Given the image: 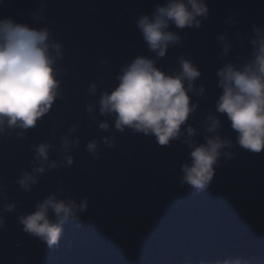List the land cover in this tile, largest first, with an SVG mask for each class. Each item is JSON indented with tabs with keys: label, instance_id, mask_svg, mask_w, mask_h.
I'll return each mask as SVG.
<instances>
[{
	"label": "water",
	"instance_id": "water-1",
	"mask_svg": "<svg viewBox=\"0 0 264 264\" xmlns=\"http://www.w3.org/2000/svg\"><path fill=\"white\" fill-rule=\"evenodd\" d=\"M169 2L0 0V19L48 32L58 81L34 126H0V264H264V149L243 148L217 111L220 70L253 65L264 41V0H203L198 27L169 21L165 31L179 39L161 57L138 22ZM139 57L168 76L184 60L200 72L183 81L192 111L165 145L155 134L117 129V114L101 112L102 97ZM217 137L226 143L209 185L184 182L191 153ZM26 175L33 179L24 186ZM49 197L76 211L59 222L49 209L61 228L51 247L21 222Z\"/></svg>",
	"mask_w": 264,
	"mask_h": 264
},
{
	"label": "clouds",
	"instance_id": "clouds-1",
	"mask_svg": "<svg viewBox=\"0 0 264 264\" xmlns=\"http://www.w3.org/2000/svg\"><path fill=\"white\" fill-rule=\"evenodd\" d=\"M207 11L203 0H187L186 3L185 0H170L167 7L157 9L154 19L142 17L138 26L149 47L158 50L162 57L168 43L179 39L174 33L165 31L169 21L179 28L193 24L198 27L200 21L196 17L206 16ZM47 40L46 30L38 31L11 19H0V126L7 120L10 127L28 128L49 111L57 94L58 81L54 78L55 58L49 53ZM53 47L59 53V45ZM181 67L179 75L168 76L154 67L153 61L137 58L120 76L119 86L102 97L101 112L117 114V129L130 126L145 134H155L161 145L168 144L178 135L180 126L192 111L183 81L191 82L200 75L190 61H182ZM218 74L223 94L217 111L227 113L243 148L260 152L264 149V41L260 43L253 65L242 71L226 65ZM217 125L218 121L213 120L212 129ZM101 127L107 128V124ZM225 143L217 137L209 139L207 146L195 148L191 153L192 166L183 167L184 182L206 188L213 178L219 149ZM95 147V143L88 145L89 150ZM47 148L48 145L38 147L40 157L47 159ZM68 162H72L71 158ZM37 171L42 172L43 168ZM32 179L26 175L20 182L27 186ZM84 207L86 202L80 206L81 210ZM50 208L56 221L76 218L74 202L65 204L52 197L41 203L34 213L21 218L25 231L40 237L49 247L61 234L59 224L48 218Z\"/></svg>",
	"mask_w": 264,
	"mask_h": 264
}]
</instances>
